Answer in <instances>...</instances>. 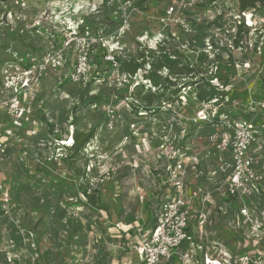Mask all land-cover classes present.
I'll return each mask as SVG.
<instances>
[{
  "label": "rangeland",
  "instance_id": "rangeland-1",
  "mask_svg": "<svg viewBox=\"0 0 264 264\" xmlns=\"http://www.w3.org/2000/svg\"><path fill=\"white\" fill-rule=\"evenodd\" d=\"M186 1L0 0V66L10 61L17 66L22 62L36 63L33 61L41 60L53 49L56 41L59 43L71 36L75 28L90 42L102 40L110 54L119 48L125 57L135 56L142 50H149L141 39L146 38L147 33L152 37L151 32L163 28L160 18L166 17L169 7L175 5L180 13L185 8L188 18L193 17L189 16L193 12L189 9L190 4L184 5L188 4ZM237 7V0H222L209 1L194 8L197 14L203 15L201 21L193 20L196 29L206 34L205 43L216 34L215 42L221 46V42L228 38L226 35L238 32L241 17ZM218 11H223L226 19L221 29L213 27L209 19L204 18L206 13L216 14ZM123 14L131 21L129 29H122ZM239 20L249 28L242 38V45L230 49L223 46L219 60L213 59V51H210L211 58L203 64L206 73L202 76L209 77L217 85L227 83L224 87L227 96L220 105H215L217 100L201 106L190 103L188 96H191L192 88L187 87L182 88L180 99L174 104L158 96L157 102L149 105L150 110L142 109L141 99L148 94L146 88L151 86L149 81H142L144 70L135 75L120 70L109 71L104 79H97L89 85L88 96L96 95L98 100L86 105L78 96L87 90L85 83L91 80L95 71L96 51L89 52L90 72L74 80L72 75L80 50L77 38L65 50V64L59 69L48 68L38 85L32 86L29 96L20 95L21 100L32 99L33 111L24 130L21 131V124L14 128L8 125L16 136L9 140L5 154L0 155V206L4 210L0 220V264L138 262V253L133 248L137 241L127 243L129 239L123 237L121 231L122 228L127 230L126 226L130 228L132 223L138 225V217L147 218L144 205L148 190L153 187L160 191L162 188L157 185L153 173H162L164 179L170 162L177 161L183 150L188 155L199 153L201 164L208 170L216 167L214 150L208 153L212 123L205 124L208 122L201 121L197 113L204 110L207 115H215L219 109L225 108L227 97L237 89L249 90L250 104L264 103V94L255 90L252 82L253 74L264 76V8L255 13L246 12ZM176 30L185 39L193 37L183 35L177 27ZM167 31L164 28L163 35L167 36ZM170 44L176 43L171 41ZM151 46L155 44L151 43ZM142 82L146 84L144 89L140 88ZM155 91L153 88L152 92ZM12 93L0 78V99L10 98ZM241 103L240 99L233 102L234 105ZM8 115L12 121L13 116ZM256 118L258 122L264 120L262 116ZM50 124H54L53 134L50 133ZM77 130L91 133L93 138L73 158L70 166L65 159L74 142L72 132ZM261 136L262 141L264 131ZM183 139L185 147L180 149ZM260 147L258 162L264 168V146L260 144ZM24 152L27 154L25 158ZM38 167L44 172L36 171V177H33L34 169ZM193 168L187 179L190 187H194L197 180L194 165ZM9 178L12 179L11 190L5 184ZM100 179L103 181L101 198L110 209L107 213L96 211L91 214L94 220L91 229H86L84 216L89 214L92 206L87 205V198L80 190H93ZM223 179L207 181L203 177L202 182L211 188L213 183H220ZM63 184L73 185L78 196L58 197L56 189ZM212 212V226L217 237L223 242L229 239L230 246L241 250L240 242L234 239L236 231L229 225L230 218L218 214L215 205ZM78 219L82 220V225ZM146 222L149 224L150 219L147 218Z\"/></svg>",
  "mask_w": 264,
  "mask_h": 264
},
{
  "label": "built area",
  "instance_id": "built-area-1",
  "mask_svg": "<svg viewBox=\"0 0 264 264\" xmlns=\"http://www.w3.org/2000/svg\"><path fill=\"white\" fill-rule=\"evenodd\" d=\"M209 1L211 0H187L188 4L182 2V5L190 4L189 9L193 11L190 12L192 18L201 21L203 15L197 14L194 8ZM218 1L222 2V0L212 2ZM166 14V17L160 18L163 28L151 32L152 37L147 33L146 38L141 39L145 46L150 47L149 49H157L159 45L174 41L176 44L172 46L186 57L201 53L210 57L211 54L208 52L213 51L212 58L216 59L219 53L222 55L223 46L229 49L235 47L236 32L226 35L228 38L221 42V46L216 42L217 46L214 45L210 37L204 48L195 47L193 44L195 42L192 43L191 38H183L176 30L177 27L183 35L191 37L195 33V27L188 18L187 10L183 8L180 13L173 5L167 9ZM221 14L223 11H218L216 14L206 13L207 16L204 18L214 21ZM238 14L239 17L246 15L245 12ZM239 19L238 21L241 22ZM122 20V29H129L131 21L128 16L123 14ZM164 28L168 30L167 36L163 35ZM78 31V28L73 29L72 35L65 37L61 48L53 47L41 60L33 61L36 63H32L31 66H27L26 64L29 63L26 62L25 65L20 63V66H17L10 61L1 67L0 77L3 79L1 82L6 89H12L13 93L10 98L0 99V112L13 116L15 127L22 125L23 121L28 122L33 111L32 99L28 97V100H21L20 95L24 93L29 96L32 86L38 85L39 79L48 68L59 69L65 64V50L76 38L80 50L72 76L74 80L81 79L90 72L89 52L98 39L90 42ZM216 36L214 34L215 40ZM151 43L155 46L152 47ZM103 46L106 47L104 44ZM107 53V60L114 61L115 54L124 56L122 49L119 48L112 50L111 54L107 49ZM172 56L176 55L172 54ZM145 69H150V66ZM250 105L249 112L252 115L250 118L223 115L219 122L212 123L208 153L214 150L217 156L216 167L208 170L201 164L199 153L188 155L185 150L181 151L174 165L169 167L170 189L158 210L156 224L152 228L140 230L139 241L134 245L140 264H264V168L258 162L260 144L264 146V140L261 141L264 120L258 122L256 118L262 116L264 119V103ZM197 116L203 122H209L212 117L204 110H200ZM7 127L6 123L0 122V155L5 154L10 137L14 136V130ZM24 154L27 155L26 152ZM193 165L197 180L194 187H190L187 179ZM203 177L207 181L220 177L224 179L207 188L201 181ZM215 196L219 201L216 202ZM214 205L218 214L230 218L229 225L236 231L234 239L240 242L241 250L230 246L229 239L223 242L217 237V232L212 226ZM193 218L196 219L195 223L191 221ZM118 227L121 228L120 225ZM126 229L130 228L126 226ZM123 230L127 231L125 228H122Z\"/></svg>",
  "mask_w": 264,
  "mask_h": 264
},
{
  "label": "trees",
  "instance_id": "trees-1",
  "mask_svg": "<svg viewBox=\"0 0 264 264\" xmlns=\"http://www.w3.org/2000/svg\"><path fill=\"white\" fill-rule=\"evenodd\" d=\"M216 1V0H211ZM209 3V2H208ZM206 3V4H208ZM237 9L238 13L242 12H250L252 11L255 13V11L259 8H264V0H237ZM189 16H192L191 14ZM242 19L244 18V15L241 16ZM193 26L194 24L193 18L189 17ZM225 20L223 17V14L217 16V18L214 21H210L209 23L215 28L221 29L225 25ZM243 22H240L239 25H237L238 32L236 35V39L234 40L235 47H239L242 45V38L247 35L249 32V28L245 27L244 29ZM204 31H198L195 27V33L192 37V43L195 45V47H198L200 49L205 47V38L206 34L203 33ZM208 35V34H207ZM63 39L58 43L56 41V45L54 46L56 49H59L63 46ZM211 41L214 45L215 38L214 35H211ZM217 46V45H216ZM256 51L257 46H255ZM91 51H96V68L95 71L92 72L91 80L87 83H85V87H87V90L84 92H81L78 98L80 101L86 105H92L93 102H97L98 97L96 95L88 96L90 91V84L95 80H101L104 79L105 76L109 73V71L112 70H120L123 73H128L130 75H135L139 73L140 71L144 70L145 73L143 75L142 81H149L150 85L146 88L145 82L140 83V88L144 89L146 88L148 91V94L143 95L142 97V109L150 110L149 105H153L156 103L157 99L159 97L165 98V101L167 100L170 104H174L178 99H180V95L182 92V88L191 87L192 88V94L189 95V102L190 103H196L197 105L202 104H208L214 100H217L215 102V105H220L224 102L225 97L227 96L226 91H224V87L227 84L226 81H224L223 87L221 88V84L217 85L210 81L209 77L202 76L204 73H206V69L203 67V64L206 63L208 57V54L201 53L200 55H192L191 57H186L184 54H181L175 47H173L171 44L166 45H159L157 49H149L145 51H141L140 53L136 54L135 56H123V55H114V61L113 60H107V49L103 46V43L101 40H97L96 43L93 44ZM257 53V52H256ZM255 53V55H256ZM176 55V56H172ZM221 53H219L216 57V59L220 58ZM67 56V55H66ZM254 58V56H252ZM217 60V61H218ZM67 61V57H66ZM25 65V62H23ZM27 66H31L32 63L26 64ZM150 66V69H145L146 66ZM167 72L166 74H163L164 72ZM202 76V77H201ZM222 80V79H221ZM254 83L253 86L255 90H259L264 94V76L261 73L253 74V80ZM223 83V81H222ZM155 88L156 91L152 92V89ZM159 94H158V93ZM249 90L244 89L239 91L238 89L233 91L229 97H227V101L225 103V108H221L218 110V112L213 115L210 118V121L205 124H209L210 122H219L221 120V117L223 115H230L235 118H241V117H252L251 112L248 111L250 108V101L248 98ZM159 96V97H158ZM258 96V95H257ZM254 96L255 99H257ZM242 100L243 103L234 105L233 102L235 100ZM133 105L137 107L135 103ZM162 108V107H161ZM199 106L194 111V114L196 111H198ZM161 110V109H160ZM195 124V122L193 121ZM28 122H25V125L27 127ZM49 124V123H48ZM24 125V128H26ZM51 129L50 133H54L55 128L54 124H50ZM72 136L74 137L73 144L68 148L69 153L67 154V157L65 160H67L68 165L72 166L73 158L77 157L79 153L85 148V146L90 142V140L93 138L92 134H84L80 131L72 132ZM183 144L180 149H183L185 147L184 139ZM27 155H23L25 158ZM176 160H172L170 162V166L174 165ZM38 169V170H37ZM35 172L43 173V168H36L34 169ZM194 170L193 168L191 171ZM33 174V177H36V174ZM155 177H157V185H162V188L160 186V191H156V188H149L147 193V202L144 205V215L147 216L148 219H150V223L146 225V219L143 217H138V225H135V223H132L130 226V229L127 231H121L123 233V237H127L129 240H127V243H130V241L138 242L140 237V230H146L148 228H152L156 224L157 219V213L162 205V202L165 200L169 189H170V183H169V170H167V175L162 178V173L155 172ZM161 176V177H160ZM33 177L30 176V178L33 180ZM30 179V180H31ZM11 178L7 179L6 181V187H10L11 185ZM101 179L95 184V188L93 190H88V188H82L80 191L83 193V195L86 196L87 205L92 206L91 210L89 211V214H85L84 218L86 219V229H91L92 221L94 220V214L96 211H105L106 213L109 211V207H107L105 201L101 198V190H102V183ZM52 186V185H51ZM11 190V187L10 189ZM4 191V190H3ZM2 192V191H1ZM58 197L62 198L63 196H68L70 198L78 196V194L74 191L73 185H64L59 186L58 189H56V192ZM3 194V193H2ZM2 199H0L1 201ZM0 205L1 202H0ZM93 214V215H91ZM4 215V210L2 206H0V220L2 216ZM143 216V215H142ZM81 219L83 217H80ZM78 219L79 225H82V220ZM196 219L193 218L192 223H195ZM83 226H81L82 228ZM79 230V229H77ZM134 243V244H137ZM134 248V247H133ZM136 264H140L139 256H138V262Z\"/></svg>",
  "mask_w": 264,
  "mask_h": 264
},
{
  "label": "crops",
  "instance_id": "crops-1",
  "mask_svg": "<svg viewBox=\"0 0 264 264\" xmlns=\"http://www.w3.org/2000/svg\"><path fill=\"white\" fill-rule=\"evenodd\" d=\"M4 65H5V64L1 65L0 68L3 67ZM0 78H1V77H0ZM1 81H2V79H1ZM1 117H3V118L1 119ZM0 122H2V123H4V124L6 123L7 126L10 125L12 128L15 127L14 124H13V121H11L10 116L8 115V113H3V112L1 113V112H0ZM24 125H25V123L21 125V131H22V129H23V130L25 129V128H24ZM28 125H29V121H28L27 127H28ZM25 127H26V125H25ZM27 127H26V128H27ZM15 136H16V135L10 137V139H15ZM215 162H216V166H217V159H215ZM201 181H203V180H201ZM123 231H124V230H123Z\"/></svg>",
  "mask_w": 264,
  "mask_h": 264
}]
</instances>
